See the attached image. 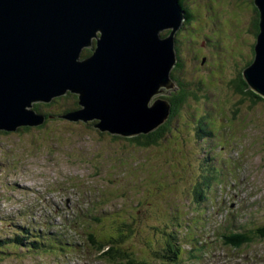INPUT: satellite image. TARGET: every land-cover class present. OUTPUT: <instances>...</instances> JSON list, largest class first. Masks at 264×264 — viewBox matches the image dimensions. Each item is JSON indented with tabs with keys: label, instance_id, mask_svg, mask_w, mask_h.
<instances>
[{
	"label": "rangeland",
	"instance_id": "obj_1",
	"mask_svg": "<svg viewBox=\"0 0 264 264\" xmlns=\"http://www.w3.org/2000/svg\"><path fill=\"white\" fill-rule=\"evenodd\" d=\"M249 1L220 0L219 2L215 0L216 5H214L210 0H189L193 10L191 20L194 19V21H191L186 28L181 27L175 37L178 57L185 66L184 70L182 66L175 70L174 75L182 83H190L189 85L195 88V91L199 87H202V91H197L199 98L191 99L181 115L172 116L170 110L164 123L149 133L130 135L127 141L128 138L120 134H111L108 130L101 131L94 128V125L100 123L97 119L72 121L61 118L65 115L62 111L63 104L66 102L64 96L70 91L54 97L50 102H31V107H25V110L33 111L36 115L43 117V122L36 127H16L0 131V218L6 220H0V238L5 240L14 235V223L26 225L25 228H27V224L22 221H32L39 229L53 237L69 239L62 232L55 231L49 224V219L42 211L41 200L44 201L46 196L54 202L59 201L62 196L56 191L65 184L66 199L70 201L75 192L71 180L76 178L83 179L90 188L98 189L100 194L106 193L100 199L107 198L113 201L108 216L99 221L104 235L112 234L108 230L114 229L115 220L132 221L133 215L136 214L138 224L141 221L139 211L146 213L147 219L144 221L152 233L150 238L152 241L148 237L139 241V238H143L144 235L143 229L139 228L138 234L133 235L131 245L129 242L127 245L122 244L125 250L130 252L128 256L137 257V252L150 256L154 252L152 244L160 251L166 249V240H170L169 235L176 233L177 237L175 230L167 229V233L163 230L165 224L170 222L164 215L172 214L173 211L175 213L174 209L173 211L169 209V203L173 207L175 202H184L191 209L189 202L193 184L200 172V165H206L204 164L205 153L208 152L204 148L207 142L203 144L196 133L199 132L198 120L201 117H206L205 125L207 121L211 126L213 122L218 124V119H224L227 121L225 126H229V118L231 125L238 127L236 131L239 134L240 143L248 150L247 157L253 162L254 170L250 174L249 183L255 184L257 192L263 193L264 102L253 104L250 99L236 93L229 86L230 82L235 80L238 74L240 75L252 62L253 57L250 55L259 38L252 32L250 21L255 5ZM200 7L205 13L207 12L204 17L201 15ZM219 14L223 20L218 19ZM71 94L73 96L75 93L71 92ZM162 97L163 94H160L151 98L148 107H152L153 103ZM58 98L60 104L57 102ZM48 103L52 105L35 110L36 105L42 106ZM205 109L208 111L204 112ZM80 110H84L81 104L78 111ZM43 113H49L51 117H44ZM58 114L62 116H57ZM163 126L167 128L163 131V138L158 139L160 143L157 146L144 148L139 146L137 141L130 140V138L136 140V137L140 135L151 134ZM203 133L205 134V126ZM112 135H115V138ZM222 150L226 151V154L231 152L230 149ZM203 157L204 160H201ZM204 171L210 172L206 169ZM220 172L223 174V170ZM213 175L219 176L216 173ZM54 185L56 190L52 195L48 190L53 189ZM229 187L230 194L233 192L235 195L234 190H239L242 194L235 197L234 202L239 206L245 203L244 192L240 186L232 182ZM147 191H149L148 194ZM55 196L60 199H56ZM262 196L264 197V193ZM216 197V195L211 196L210 199L214 200ZM139 200L147 203L149 211L137 207ZM219 200H221L220 197ZM259 202H261L258 207L259 219L254 223L256 227L264 226V208H261L263 203L262 200ZM152 204L153 209H151ZM220 206L221 203L216 208L217 212H220ZM130 207L133 211L126 212L125 208L130 211ZM252 208L255 211L254 206ZM185 212L178 213L176 216L179 220L177 225H180L183 231L177 238L175 237V242L182 243L183 249L188 252L192 246L185 241L195 235H199L200 239L203 237L198 231L190 233L193 218L199 211L197 210L195 214L193 210H190V213L186 215ZM15 214H19L20 217H13ZM251 217L255 219V215ZM219 225L220 222L214 220L212 229H216ZM187 227L190 228L189 231ZM25 228L18 230L24 238H19L20 241H18L22 245L30 242L26 240L30 236L27 230H24ZM35 232L38 233L37 229ZM257 244V242L250 244L246 249L253 251ZM22 248L27 250L24 246L9 248L14 253L1 255L3 264L49 262L48 260L36 262L44 258L30 251H27L30 253L24 252L28 261L25 259L20 263L11 261L15 260L14 258L19 259V251ZM41 254L42 251L38 253V255ZM115 254V257L109 259V264H116L120 258H123L122 253ZM81 255L84 254L80 251L79 256ZM260 255L264 258V246ZM243 256V260H234L235 264H247L250 256L247 253ZM186 257L187 255L184 256V260L188 264H208L216 259L217 255L215 252L206 253L205 251L201 256H192L188 259ZM57 258H52L51 264H55V261H58V264H78L74 256L71 261L57 260ZM47 259L51 260V258ZM85 260L88 259L85 258ZM150 260L155 261L156 258L151 257ZM216 264L229 263L228 260H219Z\"/></svg>",
	"mask_w": 264,
	"mask_h": 264
},
{
	"label": "water",
	"instance_id": "obj_2",
	"mask_svg": "<svg viewBox=\"0 0 264 264\" xmlns=\"http://www.w3.org/2000/svg\"><path fill=\"white\" fill-rule=\"evenodd\" d=\"M254 3L261 32L244 76L264 97V0ZM184 20L180 0H0V131L38 126L43 117L25 107L70 91L84 110L61 118L97 119L94 128L126 138L149 133L171 109L164 98L148 104L177 89Z\"/></svg>",
	"mask_w": 264,
	"mask_h": 264
},
{
	"label": "trees",
	"instance_id": "obj_3",
	"mask_svg": "<svg viewBox=\"0 0 264 264\" xmlns=\"http://www.w3.org/2000/svg\"><path fill=\"white\" fill-rule=\"evenodd\" d=\"M210 1L212 2V4L216 5L215 0L214 1L213 0H210ZM219 2H220V0H219ZM249 2L253 3L252 5H255L254 4V0H250ZM180 5H181V7H184L183 9L186 11L187 18H186V21H185V25L184 26H187L188 27L191 24V21H194V19L191 20V18H192L191 15L193 13V10H192V7H190V6L192 4L189 3V0H180ZM202 9L203 8L200 7L201 15L204 17V14L206 15L207 12L205 13L204 9L203 10ZM252 14H253V17L251 18V21H250L251 22V27H252V32H254L255 37L257 36V38H258V36H259V34L261 32L260 31L261 30L260 29L261 12L256 7V5L253 6ZM218 19L223 20V19H221L220 14L218 16ZM251 56L253 57V60L249 64V66L255 60V57H256V49L255 48H253V53L250 55V57ZM182 63L183 62H181V60L178 57V53H177V64H176V66H175V68L173 70L172 78L177 83V87L179 89L177 88V90H174L172 93L169 94V96L163 97L164 99H167V101L171 105V109L170 110H171V113H172L171 115L172 116H174V115H181V112L187 107V105L189 104V102H190L191 99H196V98L198 99L199 98V96L197 94V91L198 92H201L202 91V87H199V89L197 91H195V88H192V86L189 85L190 83H187V84L184 83V82L182 83V81L180 79H177L176 78V76L174 75V71L177 70V69H179L181 66L183 67V70H184L185 64H182ZM237 71L239 72L238 69H237ZM244 73H245V70L242 71L240 73V75L238 74V77L235 80H233V81L230 82V84H229L230 89H233L234 91H236V93H238L240 95H244L246 98L250 99V101L253 104L258 103V102H261V101L264 102V98H262L260 95L256 94L254 91H252L250 89V87L247 84V81L245 79ZM64 98H66V102H64V104H63V110L62 111L65 114L63 116L69 115V114H71L73 112L75 113V112H77L79 110V108H80V97H79V95L74 94L72 96V94L70 92L67 95H65ZM71 98L74 99V100H72ZM59 100L60 99L58 98V100H57L58 103H59ZM55 102L56 101H54V103ZM51 105L52 104H50V103H48L46 105H42V106H40V104H38V105L35 106V110L37 111L41 107H50ZM43 115H44V117H47V118L51 117V114H49V113H43ZM57 116H62V114H60V115L58 114ZM166 128L167 127L163 126V127L159 128V129H157L156 131L152 132L151 134H148V135H140V136H137L136 137V140H135V138H130V140H133L135 142L137 141L138 145L139 146H144V148H148V146H152V145L153 146H157L160 143V141L158 142V139L159 138H163L162 137V134H163V131ZM112 136H114V138H115V135H112ZM127 141H129V138L127 139ZM204 191H205V188H204L203 184H200L197 187V189H196V195H198V193H199V195H203V192ZM177 226H178L179 229H181L180 228V225H177ZM29 229L36 234V232H35V229L36 228H33V229L29 228ZM189 230H190V228H189ZM109 231H110V229H109ZM256 232H260L259 236H256V239H262V240H264V236H263L264 235V227L262 228V231H259L258 230ZM27 233L30 236V232L28 230H27ZM178 233H180V232H178ZM178 233H177V237H178ZM37 234L38 235L41 234L40 231H38ZM17 238L24 239L23 238V235L22 236H19L18 235ZM20 239H16V241H20ZM26 240L27 241H31V239H26ZM10 241H11V239H10ZM55 241L57 242V244H60L63 240L61 238H56ZM237 241L239 243L243 244V243H245L246 240H244L243 238H240ZM174 242H175V239H174ZM30 243H32V242H30ZM163 244H161V246ZM111 246H116V245L114 244V242H112L111 243ZM33 247H36V246H33ZM36 248L40 250L39 247H36ZM4 249H7V248H4ZM169 250H171L170 247L162 250V254H163L164 257L165 256H169ZM173 251H176V247L173 249ZM108 253L109 252H107L105 255H107ZM178 259L179 258L174 257V256H170L169 257V261L171 263H178L179 262ZM102 260H103V262L105 261V259H102ZM116 264H143V262H141V261H135L133 259H128V260L125 261V260H123V259L120 258L116 262Z\"/></svg>",
	"mask_w": 264,
	"mask_h": 264
},
{
	"label": "bare ground",
	"instance_id": "obj_4",
	"mask_svg": "<svg viewBox=\"0 0 264 264\" xmlns=\"http://www.w3.org/2000/svg\"><path fill=\"white\" fill-rule=\"evenodd\" d=\"M182 8H184V7H182ZM198 123H199V129H198V131L199 132H196L197 133V135H198V138L200 139V140H202L203 141V138H204V136H203V128H204V126H205V123H204V121H202V120H198ZM239 135V134H238ZM234 184H236V182H233ZM229 190H230V187H229ZM235 191V195H233V192H231V197H232V199H234L235 197L237 198V197H239V196H242V194H241V192H239V190H234ZM102 194V196H104V195H106V193H101ZM101 197H97V199H100ZM101 201H103V202H106V203H112L113 201H109L107 198H102L101 199ZM195 204V203H194ZM260 204H261V202H260ZM113 206H115V205H113ZM220 209H221V206H220ZM193 210V212L195 213V214H197V210L196 209H192ZM114 211V210H113ZM226 214H227V218H229L230 219V222L226 225V232L227 233H229V234H232L233 233V226H234V223H235V219L237 218L236 217V215H235V213H234V210H231V209H228L227 211H226ZM1 217V216H0ZM111 217H112V215H111ZM0 220H2V221H6V220H3V218H0ZM210 221V220H209ZM214 223V220H211L210 221V223H209V225H206V230L208 231V239H210V238H214L215 236H218L219 234H221V231H222V229H223V226H222V222H220V225L216 228V229H212V224ZM10 225H13V224H10ZM138 225V224H137ZM21 226V227H20ZM26 226L25 225H22V224H20L19 225V223H14V235L17 237L18 236V234L17 233H19V231L18 230H20L21 231V229L22 228H25ZM32 227H33V225H29L27 228H25L24 230H28L29 228H31L32 229ZM254 231L256 232V231H262V228L264 227V226H260V227H256L255 225H254ZM181 228V227H180ZM187 229V231H189V228L187 227L186 228ZM29 231V230H28ZM110 231L111 232H113V230L112 229H110ZM180 231L182 232L183 230H182V228L180 229ZM40 233L41 234H39L41 237H42V235L43 234H45L43 231H40ZM47 233V232H46ZM260 233V232H259ZM37 234V233H36ZM179 234L180 233H178V236H179ZM223 234H224V231H223ZM238 236V239H240V238H243L244 240H246L245 241V243L248 241V240H250L251 239V236H248L246 233H241V234H238L237 235ZM264 236V235H263ZM248 237V238H247ZM193 239L195 240V242H196V244H197V246L199 247V249L200 250H202V249H204L207 245H206V243H205V241H203V239H200L199 238V242L197 241V239H196V237H193ZM230 238L229 237H226V240H229ZM254 240H256V236H254ZM32 241V243L34 242L33 240H31ZM234 241H233V239H230V242L229 243H233ZM235 242H237V244H238V241H235ZM244 243V244H245ZM114 244L116 245V241L114 242ZM193 244H195V243H193ZM46 245L47 246H43L42 247V256L44 255V254H46V253H48L49 251H50V246H52V248H60V247H64V246H66V245H69V242H64V240L60 243V244H51V243H49V242H46ZM79 245H81V244H79ZM79 245L77 246V245H74V246H76V250H78V252H80L79 251ZM241 245V244H240ZM72 246V245H71ZM88 252L89 251H87L85 254H84V257L85 258H87L88 259ZM0 254H4V251L3 250H0ZM194 255L195 256H201V252L199 251V250H196L195 252H194ZM197 258H199V257H197ZM178 261H180L179 259H178Z\"/></svg>",
	"mask_w": 264,
	"mask_h": 264
}]
</instances>
